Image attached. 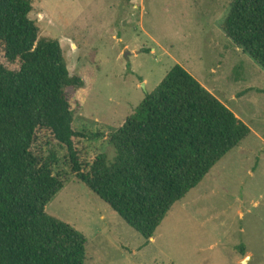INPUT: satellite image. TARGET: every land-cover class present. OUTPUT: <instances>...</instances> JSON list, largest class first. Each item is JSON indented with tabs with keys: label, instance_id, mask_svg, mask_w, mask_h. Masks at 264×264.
Segmentation results:
<instances>
[{
	"label": "rangeland",
	"instance_id": "1",
	"mask_svg": "<svg viewBox=\"0 0 264 264\" xmlns=\"http://www.w3.org/2000/svg\"><path fill=\"white\" fill-rule=\"evenodd\" d=\"M233 0H33L40 38L60 42L85 80L75 149L84 173L181 65L251 130L146 239L84 185L67 148L38 131L33 152L56 154L64 189L46 212L87 241L86 264H264V68L222 29ZM0 64L19 70L0 48Z\"/></svg>",
	"mask_w": 264,
	"mask_h": 264
},
{
	"label": "trees",
	"instance_id": "2",
	"mask_svg": "<svg viewBox=\"0 0 264 264\" xmlns=\"http://www.w3.org/2000/svg\"><path fill=\"white\" fill-rule=\"evenodd\" d=\"M33 0H0V264H86L87 241L46 209L65 187L56 154L33 152L37 132L67 148L77 178L129 226L152 239L174 205L250 135V128L175 65L84 173L75 149L72 76L59 41L40 38ZM226 36L264 68V0H233Z\"/></svg>",
	"mask_w": 264,
	"mask_h": 264
},
{
	"label": "water",
	"instance_id": "3",
	"mask_svg": "<svg viewBox=\"0 0 264 264\" xmlns=\"http://www.w3.org/2000/svg\"><path fill=\"white\" fill-rule=\"evenodd\" d=\"M153 239V238H152Z\"/></svg>",
	"mask_w": 264,
	"mask_h": 264
}]
</instances>
